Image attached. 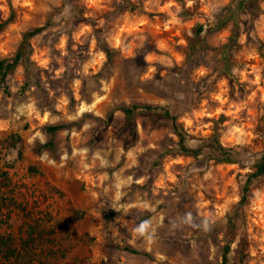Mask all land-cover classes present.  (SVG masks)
<instances>
[{"label": "rangeland", "instance_id": "obj_1", "mask_svg": "<svg viewBox=\"0 0 264 264\" xmlns=\"http://www.w3.org/2000/svg\"><path fill=\"white\" fill-rule=\"evenodd\" d=\"M230 2L0 0V24L10 4L17 16L0 61L53 23L0 91V264H223L228 216L264 155V13L241 26L230 77L231 26L196 58L187 48ZM133 103L170 109L193 147L219 132L237 162L157 161L177 139L158 115L128 127ZM238 214L230 264H264V179Z\"/></svg>", "mask_w": 264, "mask_h": 264}, {"label": "trees", "instance_id": "obj_2", "mask_svg": "<svg viewBox=\"0 0 264 264\" xmlns=\"http://www.w3.org/2000/svg\"><path fill=\"white\" fill-rule=\"evenodd\" d=\"M180 1V0H177ZM264 0H231L225 5L216 19L208 25L197 24L192 29V34L188 38L187 59L191 60L196 58L199 53L204 49L206 37L209 35H216L228 27H232L228 43L224 46L222 53V72L230 77L231 71V50L238 44L241 34V26L246 23V19L253 21L264 13L263 9ZM16 11L12 4H10V15L8 19L0 24V30L5 29L16 20ZM53 25L52 21L42 27H35L24 33L16 54L11 59H3L0 61V91L6 86L7 79L10 73L16 71L19 65L27 62L31 56V40L36 36L43 34L48 27ZM206 32V35H205ZM106 57L104 69L113 66V56L115 50L105 46L102 49ZM29 67V65L27 66ZM26 67L27 72V85L30 83L29 68ZM28 70V71H27ZM120 110L123 112L126 124L130 128L135 127V121L140 116H161L164 122L167 123L172 133L176 137L171 149L165 153L160 154L157 161H163L165 157H192L199 158L206 153H210L214 160L220 163L234 164L237 162V152L234 148H227L221 143V134L216 132L214 135L207 139L200 141V144L193 147L189 142L194 139L184 129L179 122V118L170 109L162 106H155L149 104H129L122 105ZM51 131H56L60 127H52ZM254 172L247 177V180L241 185V196L237 202L236 212L234 215L228 216V226L230 233L227 236V244L223 248L222 263L230 264L231 246L236 238V228L239 218L238 211L243 209L251 194L252 188L257 182L264 179V155L256 159L254 164ZM77 217H82L76 212ZM4 242L3 237L0 236V244Z\"/></svg>", "mask_w": 264, "mask_h": 264}, {"label": "clouds", "instance_id": "obj_3", "mask_svg": "<svg viewBox=\"0 0 264 264\" xmlns=\"http://www.w3.org/2000/svg\"><path fill=\"white\" fill-rule=\"evenodd\" d=\"M140 231H143V226L141 227Z\"/></svg>", "mask_w": 264, "mask_h": 264}]
</instances>
